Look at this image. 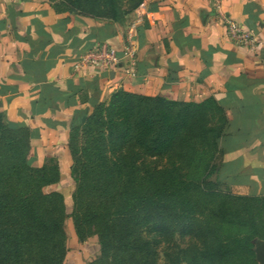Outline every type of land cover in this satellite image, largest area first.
<instances>
[{
	"label": "trees",
	"instance_id": "1",
	"mask_svg": "<svg viewBox=\"0 0 264 264\" xmlns=\"http://www.w3.org/2000/svg\"><path fill=\"white\" fill-rule=\"evenodd\" d=\"M59 12L122 24L144 0H52ZM229 125L214 96L179 101L115 89L71 127L73 222L98 235L86 264H259L264 195L210 180ZM32 131L0 112V264H65L64 195L55 157L29 162Z\"/></svg>",
	"mask_w": 264,
	"mask_h": 264
},
{
	"label": "crops",
	"instance_id": "2",
	"mask_svg": "<svg viewBox=\"0 0 264 264\" xmlns=\"http://www.w3.org/2000/svg\"><path fill=\"white\" fill-rule=\"evenodd\" d=\"M145 20L137 54L125 55L128 23ZM226 15L255 43L232 38ZM120 50L110 72L74 70L97 42ZM117 88L179 101L214 96L227 110L220 180L235 193L264 195V0H144L122 23L59 12L52 0H0V112L32 131L39 157L71 160V127Z\"/></svg>",
	"mask_w": 264,
	"mask_h": 264
},
{
	"label": "rangeland",
	"instance_id": "3",
	"mask_svg": "<svg viewBox=\"0 0 264 264\" xmlns=\"http://www.w3.org/2000/svg\"><path fill=\"white\" fill-rule=\"evenodd\" d=\"M222 142L220 141L219 154L217 156V161L222 159ZM39 155V154H38ZM37 152L33 151V147L30 152L29 162L33 166H42L44 163L48 162L51 157H55L57 162L59 159L57 156L51 157H39ZM73 159L68 165L65 166L64 172L61 173L60 180L57 183L47 185L44 190L46 192L59 191L65 197L67 217L65 219V229L67 234L66 247L67 253L65 258V264H86L92 262L100 257L101 246L98 235H92L84 240L79 239L72 217L73 212V193L75 191L76 183L71 175V165ZM215 174V173H214ZM213 174V175H214ZM213 175L210 180H213ZM213 181H218V188L226 192H234V189L227 180H220L219 171L217 173L216 179ZM235 193V192H234Z\"/></svg>",
	"mask_w": 264,
	"mask_h": 264
},
{
	"label": "built area",
	"instance_id": "4",
	"mask_svg": "<svg viewBox=\"0 0 264 264\" xmlns=\"http://www.w3.org/2000/svg\"><path fill=\"white\" fill-rule=\"evenodd\" d=\"M222 19L233 39L246 45L255 43V37L249 29L239 25L226 15H223ZM144 20L145 14L138 13V15L128 23L123 52L130 58V61H133L137 54L136 35L139 25L142 24ZM120 62V50L110 45L108 42L100 41L78 57L74 64V70L76 72H81L85 69L92 68L98 72H110L116 69Z\"/></svg>",
	"mask_w": 264,
	"mask_h": 264
},
{
	"label": "water",
	"instance_id": "5",
	"mask_svg": "<svg viewBox=\"0 0 264 264\" xmlns=\"http://www.w3.org/2000/svg\"><path fill=\"white\" fill-rule=\"evenodd\" d=\"M217 172L213 175V180L216 179ZM255 252H256V259L259 264H264V240L263 239H256L255 240Z\"/></svg>",
	"mask_w": 264,
	"mask_h": 264
}]
</instances>
